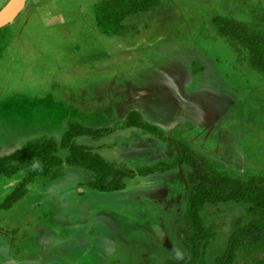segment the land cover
Segmentation results:
<instances>
[{
    "label": "rangeland",
    "instance_id": "rangeland-1",
    "mask_svg": "<svg viewBox=\"0 0 264 264\" xmlns=\"http://www.w3.org/2000/svg\"><path fill=\"white\" fill-rule=\"evenodd\" d=\"M103 1L28 0L0 35V156L31 141L60 142L77 123L114 130L77 143L117 168L171 164L184 142L229 177L264 176V76L213 23L222 17L264 33V0H160L129 16L128 35L115 37L94 25ZM132 111L165 140L123 128ZM189 170L137 177L112 193L92 190L93 174L80 168L38 178L0 211V264H163L184 251L177 230L185 223ZM21 178L1 181L0 204ZM245 211L204 207L201 219L215 234L208 263L224 253ZM259 260L264 248L243 251L235 264Z\"/></svg>",
    "mask_w": 264,
    "mask_h": 264
},
{
    "label": "trees",
    "instance_id": "trees-1",
    "mask_svg": "<svg viewBox=\"0 0 264 264\" xmlns=\"http://www.w3.org/2000/svg\"><path fill=\"white\" fill-rule=\"evenodd\" d=\"M160 5V0H108L94 7V25L98 32L108 37L126 36L130 28L124 24L129 16L147 12ZM217 33L223 40L236 42L247 55L250 68L264 76V33L231 19L217 17L213 20ZM0 30V35L7 29ZM6 43L0 44V55ZM123 128H137L162 140L163 134L143 120L139 112L128 113ZM113 129H90L70 123L60 142L54 139L31 141L10 155L0 156V183L18 174L22 178L15 189L0 204V211L11 209L38 178L56 180L63 175V167L80 168L93 174L89 182L92 190L112 193L124 190L127 181L148 177L185 166L187 204L185 223L177 230L184 251L167 259L163 264H210L206 255L214 237L212 228H206L201 212L206 205L236 204L246 208L244 217L236 220L224 253L213 264H235L243 251L258 252L264 248V176L239 180L219 172L206 158L198 156L184 142L176 146L178 156L171 164L158 163L135 171L117 168L108 163L91 148L77 143L81 137L99 139L113 133ZM61 151L67 155L62 156ZM254 264H264L259 260Z\"/></svg>",
    "mask_w": 264,
    "mask_h": 264
},
{
    "label": "water",
    "instance_id": "water-1",
    "mask_svg": "<svg viewBox=\"0 0 264 264\" xmlns=\"http://www.w3.org/2000/svg\"><path fill=\"white\" fill-rule=\"evenodd\" d=\"M28 0H9L0 9V30L13 24L22 13Z\"/></svg>",
    "mask_w": 264,
    "mask_h": 264
},
{
    "label": "crops",
    "instance_id": "crops-1",
    "mask_svg": "<svg viewBox=\"0 0 264 264\" xmlns=\"http://www.w3.org/2000/svg\"><path fill=\"white\" fill-rule=\"evenodd\" d=\"M178 143H179V142H178ZM178 143H177V144H178ZM16 204H17V203H16Z\"/></svg>",
    "mask_w": 264,
    "mask_h": 264
},
{
    "label": "flooded vegetation",
    "instance_id": "flooded-vegetation-1",
    "mask_svg": "<svg viewBox=\"0 0 264 264\" xmlns=\"http://www.w3.org/2000/svg\"><path fill=\"white\" fill-rule=\"evenodd\" d=\"M3 7V6H2Z\"/></svg>",
    "mask_w": 264,
    "mask_h": 264
}]
</instances>
